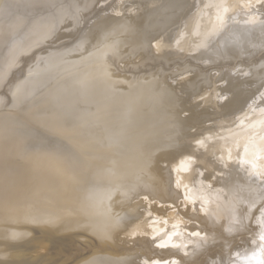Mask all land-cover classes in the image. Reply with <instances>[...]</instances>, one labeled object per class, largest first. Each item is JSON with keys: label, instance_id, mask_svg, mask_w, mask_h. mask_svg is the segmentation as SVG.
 I'll return each instance as SVG.
<instances>
[{"label": "bare ground", "instance_id": "6f19581e", "mask_svg": "<svg viewBox=\"0 0 264 264\" xmlns=\"http://www.w3.org/2000/svg\"><path fill=\"white\" fill-rule=\"evenodd\" d=\"M52 1L0 0V87L10 78L0 95V264H193L224 230L248 248L234 264H264V38L247 51L252 33L264 35V0H190L198 8L162 34L150 25L159 7L183 0H118L70 51L40 52L10 77L36 44L75 30L68 6L54 22L42 14ZM73 2L79 12L93 0ZM145 41L185 60L184 74L154 73L171 63L149 59L153 72L132 86L111 62L138 63L127 52ZM199 59L214 71L203 82L205 67L187 68ZM142 182L175 198L123 206ZM128 230L136 247L118 248Z\"/></svg>", "mask_w": 264, "mask_h": 264}, {"label": "rangeland", "instance_id": "374dc122", "mask_svg": "<svg viewBox=\"0 0 264 264\" xmlns=\"http://www.w3.org/2000/svg\"><path fill=\"white\" fill-rule=\"evenodd\" d=\"M73 1H77V0H55V1H52L54 3L50 2L51 4L49 3L45 7H44V5L40 4V7H41L40 10H43L42 7L44 8V10H46V11H42V14L43 15H47V17L48 16L49 17H51V16H55L56 17L57 16L56 13H58V11H60V9L63 12L64 9H65V7L68 6V8H66V10L67 9H68V11L71 10L70 14L72 13V15L76 17V19H75L76 21H74V22L77 25H74L75 27H73L75 30L73 29L74 30L73 32H72V29L69 32H68L67 29L66 30H63L62 32L65 31L68 34H65V36H63L62 38H60V39L57 38V40H55V38L54 39L52 38V39H49L48 41L45 40L43 42L38 43L39 45L36 44L34 47H32L30 49L29 53L26 56H23L19 60L18 64L15 65V68H13V71L9 73L11 75L10 77H12V75H15L16 73L17 74L18 73L22 74L21 73V72H23V70H21L23 68L22 64L24 65V68H26L34 60L36 61V55L38 53H40V52H42V53L44 52L45 54L48 53L43 58V60H44V59H46L48 57H51V56L55 57L57 55H62V54H65L66 52L70 51L73 48V46L84 37L85 33L90 28L91 24H93L96 20H98L99 18H101V17L104 16V14L102 12H104L105 10L107 11V9H108V11H113L116 8L117 3H118V0H93V2H91V6L90 7L86 8L83 11L80 10L78 12L77 11L78 9L72 10V8H73L72 5L75 3ZM184 1H186V2H184ZM72 2H73V4H72ZM115 3H116V5H115ZM182 3L183 4L186 3L185 5H187V3H189V8L187 9L188 6H186L185 8H182L183 7L182 6L183 5ZM182 3H180V5H178V7L177 8L175 7L174 9H169L166 6V4H162V6L159 7V9H158V11H159L158 15L160 17H158V20H155L154 21V19H152L151 22H150V25L152 26V28L154 30H156V29L158 30L160 28L162 29V27H163V29H165L164 31H163V29L162 30L160 29L158 31V32L163 31L162 33H165V31H168V29H170V30L175 29V28L178 27V25L180 23L182 24V19L185 18V16H183L184 15V12H186L187 10H190V9L196 10L198 8V6H199V4L197 2H195V3L193 2L194 4L190 5V0H188V2H187V0H183ZM70 4H72V5H70ZM69 7H71V8H69ZM75 10H76L77 13H75ZM172 11L174 13H172ZM154 12H156V10ZM180 12H183L182 15L180 14ZM170 13H172V14L170 15ZM164 14H166V16ZM175 14H177V18H176V15ZM50 19H52V17ZM51 21L54 22V19H52ZM85 25H87L88 27L85 26ZM203 26H205V25H203ZM83 27H85V28H83ZM167 27H169V28H167ZM178 30L180 31L181 29L179 28ZM198 33H199V37L201 38L202 37L201 36V32L198 31ZM81 34H82V36H81ZM79 36H80V38H79ZM173 36L174 35L172 34V38H173ZM176 36H179L180 37L182 35L180 33V34H177V35L175 34V37ZM261 37L264 38V35H261L260 32H254V33H252L251 38L249 40V43L247 45L250 47V46H252V44H258L259 43V38H261ZM76 39H78V40H76ZM142 41H144V40H141L140 42H142ZM41 44H42V46H40ZM249 47H247L248 48L247 51L252 50V48L250 47V49H249ZM186 50H188V49H186ZM29 54L30 55L32 54V55L30 56ZM127 54L130 55V56H132L131 54H133V56H132V57H134L133 59L138 58V57L139 58L141 57L142 60L139 61L138 63H134L135 61H132V63H130V62H127V61H124L123 60V58H125V57H121V58H116V60H112L111 65L116 70H120V71L123 70L124 71V74H126V75L129 76V80L131 81L129 83L132 84V86L133 85H135V86L137 85L138 81L141 79V77H140L141 75L146 74V73H148V72H150L152 70L151 68H153V66L156 64V63L155 64L153 63L154 62L153 60H159V59H162L163 57H167V56H165L166 54L164 56H161V54H158L159 55V57H158V55L155 52H153L152 47H151V44H150V42L148 43V41H145L141 45H138L137 44V46H135V48H133V49H130L129 52H127ZM200 55L201 54H199V56ZM261 56H262V58H264V51L262 52ZM171 57H170L171 61L168 60V59H165V58L162 59V61L164 60L163 62H165V60L170 61V63H171L170 66L163 65V68L155 66V69L153 70V71H155L154 73L159 74V72H160V75L165 74V75H169V76L174 77V78H177L178 75H183L184 74V71L177 72L176 70H179L178 68H180V70L181 69L182 70L185 69V66L183 65V62L185 60L184 61L181 60V59H177L176 60V58L174 59L173 57L172 58ZM23 58L26 59V60H24V63H23ZM191 58L192 57H189V58L187 57L186 59L189 60ZM244 58L246 59L245 54H244L243 58H241V59L244 60ZM149 59H153L152 60L153 62L151 60L149 61ZM210 59H211L212 62L214 61V58L213 57L210 58ZM221 60L222 59L220 58V60H217V61L213 62L212 63V66L215 67V68H217V67L219 68V66L222 63ZM253 60H254V58L250 62L252 63ZM211 61H207L206 62L203 59H199L197 61L196 60H193L192 61L194 63L193 66L190 65V66H187V68L188 67L189 68L193 67V68H191L192 70H198V69H196L197 68V65H198V67L199 66L202 67V68L205 67V69H204L205 71L202 70V73H203V75L205 74L206 76L205 77L203 76L202 79H200L198 81V82H203L205 79H207V75H209L210 73L214 72V71H209V68H210V65H211L210 64ZM180 62H181V66H180ZM146 63H152V64H151V66H147ZM178 63H179V65H178ZM195 64H196V66H195ZM174 65H177V68H176V66L174 67ZM19 67H22V68L19 69ZM172 68H174V69H172ZM153 71H151V72H153ZM9 74H8V76H9ZM8 80L10 81V78L9 77L6 80L7 81L6 84H5V81H4L3 84H2V86L0 87V95L5 92V89H6L5 87L7 86ZM149 185H150V187H148ZM136 186L133 187V185H132V187H133L132 190H130L129 192H127V194L125 193L123 199L120 200L121 202L123 201L122 202L123 203V206L130 208V207L136 206V204H137V202L139 200H141V199H148L150 197H151L150 199H153L154 201H157L158 199H164V200L166 199V201H167V198L172 201L175 198V196H173V194L171 192L173 189L172 190H169L168 193L166 192V194H165L163 192V189H160L161 190V192H160V190L157 187L153 186L150 183L142 182V183H138V185H136ZM138 187L140 188V191H139V188ZM141 187L142 188L144 187V189H142ZM146 188H148L150 190L148 191V189H146ZM144 193H145V195H144ZM147 193H148V196H146ZM133 195H134V197H132ZM138 196H140V198ZM130 197H132V198H130ZM171 197H172V199H170ZM233 198H234V196H233ZM171 201H170V203L169 202H166V205L168 207H170L169 211L176 212V214H177V210L178 209L176 208V206L173 203H171ZM164 202L162 204H165ZM149 210H150V207L147 208L146 205H141V208L139 209L140 212H143L142 214L148 213ZM136 234H138V233H134L133 231L128 230V231H126V233L123 234L124 236H121L119 239L117 238L114 242H115L116 246H118V248H121V247L122 248H125V249L135 248L137 244H133L131 241L134 240L133 238H135V235ZM225 234H226V231L225 230L224 231H220V232H218V231L215 232L214 231V233L212 235L214 236V238L216 240L215 241L213 240L212 242H209L207 244V246L205 248H203V249L202 248H198L199 250H202V251L199 252L197 261L195 263H193V264H202L207 259H209L210 257H213V256L216 257L214 259L215 260V264H234V263L240 262V259L242 258V255L245 253V251L248 250V248H245L246 245L244 243L239 242L240 243L239 244L237 242L238 241L236 239L237 236L234 237V242L233 243L230 242V241H228V240H225L224 238H221V236L222 235H225ZM131 235H134V236H131ZM158 235H159V233L158 234H153V235H151L152 238H149V239H153V240L156 239V241H157ZM251 236H252V234H247L245 237L250 238ZM240 237H242V236L240 235L238 237L239 240H240ZM149 239L147 241L150 243V240ZM121 243H122V245H121ZM119 244H120V246H119ZM74 249H72V251H74ZM154 251L156 252V255H154V257H156V259L164 260L166 258H169V255H165V254H162V253H158V250H154ZM176 252L173 253V254H171L172 255L171 258L175 257L177 259L179 257V255ZM59 253H60V251H59ZM65 253L70 254V249L69 248L66 249ZM197 254L198 253H195L194 255H197ZM237 254H240V255L237 256ZM192 256H193V254H192ZM125 262H126V264H129L130 263V262H128V260L125 261Z\"/></svg>", "mask_w": 264, "mask_h": 264}]
</instances>
